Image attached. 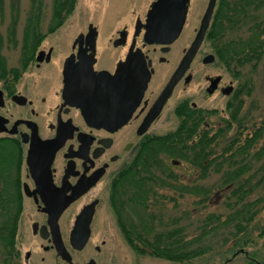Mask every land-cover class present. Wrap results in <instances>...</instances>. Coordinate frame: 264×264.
Instances as JSON below:
<instances>
[{"label":"flooded vegetation","instance_id":"af4514ba","mask_svg":"<svg viewBox=\"0 0 264 264\" xmlns=\"http://www.w3.org/2000/svg\"><path fill=\"white\" fill-rule=\"evenodd\" d=\"M152 2L142 19L137 14L133 20L120 19L106 36L105 49L97 44V27L89 21L54 34L66 17L51 30L38 29L25 42L6 41L16 47L18 61L1 63L5 56L0 54V139L13 153L10 173L0 178V189L19 198L7 264H117L105 234L94 231L100 224L101 198L105 196L106 211L112 212L109 199L120 173L146 162L151 139L166 133L151 130L161 116L178 121L197 108L187 96L178 95L177 101L173 97L196 84L197 63L209 64L202 62L209 52L200 51L205 35L180 72L192 40L175 53L170 44L178 36L169 44L147 39L145 21ZM1 43L5 40L0 37ZM203 78L208 94H224L229 86L220 75ZM167 159L148 161L162 165ZM168 161L170 166H186L182 160ZM211 172L205 179L212 180ZM159 177H165L164 170ZM89 210L87 238L76 248L71 231L78 221L79 228L85 226ZM100 228H107V223L102 221ZM79 237L75 235V243ZM238 254L252 264H264L239 247L220 264Z\"/></svg>","mask_w":264,"mask_h":264},{"label":"trees","instance_id":"16d2710c","mask_svg":"<svg viewBox=\"0 0 264 264\" xmlns=\"http://www.w3.org/2000/svg\"><path fill=\"white\" fill-rule=\"evenodd\" d=\"M74 3L75 0H52L50 24L46 29L57 27L61 18L72 11ZM263 4L264 0H218L205 34V40L212 42L215 59L231 76L243 77L226 103L227 117L209 131L201 110L191 109L179 117L173 130L151 139L149 151L144 154L146 162L120 173L117 187L112 189L110 206L125 241L136 252L175 262L190 260L204 252L197 243L200 235L186 238L184 229L177 226L175 220L171 226L163 223L159 211L172 196L158 194L157 188L172 189L180 196L197 194L200 196L198 202L202 203L210 195V189L198 182L205 179L209 170L213 175L224 168L218 178L216 194L228 212L222 220L218 215H209L202 220V228L207 223L232 224L237 232L242 231V222H249L260 208L259 203L264 201V193L259 199L249 197L254 189L249 185L252 175L244 177L250 167L241 161L257 143L264 125H245L239 119L243 98L249 97L253 88L250 74L264 54V20L258 14ZM41 6V0H30L27 11L30 15L24 25L26 39L34 38L39 29ZM232 126L237 129L236 136L228 138L226 134ZM242 129L250 132L239 144ZM162 156L185 161L190 174H179L181 179L185 178L181 182L167 163L155 165L151 162ZM253 156H261L264 160V143L254 150ZM12 157V147L0 139V178L10 173L8 165ZM162 170L164 178L159 177ZM262 170L255 184L264 179V161L259 166V171ZM18 202L15 194H3L0 189V264H7L11 256ZM233 245L234 242L229 244L227 253L233 250Z\"/></svg>","mask_w":264,"mask_h":264},{"label":"rangeland","instance_id":"374dc122","mask_svg":"<svg viewBox=\"0 0 264 264\" xmlns=\"http://www.w3.org/2000/svg\"><path fill=\"white\" fill-rule=\"evenodd\" d=\"M152 1L153 0H75L72 11L66 16L65 22L57 27V31H55L54 34L58 31L64 33L67 30L76 29L80 25L86 23V21H89L97 27V44L101 49H105L106 36L112 33L111 31L117 26L119 20L126 17H130V20H133L135 14L139 15L140 19H142L145 10ZM206 2L207 0L188 1L186 15L180 33L175 41L170 44V46L174 48L175 53L189 45L197 29ZM51 3L52 0H41V17L39 19V29L41 31H46V28L49 27ZM29 7L30 0H1L0 31L8 32V34L5 35L0 33L1 39L5 40V44H0V54L5 56L4 62L1 61V63L14 64L18 61V59H16V47L13 48L12 45L6 44V41L9 42L10 40L18 38L22 39L24 42L27 40L24 36V25L26 23V17L30 15L27 12ZM132 10L133 15L130 14ZM258 14L261 19L264 20V4L260 7ZM131 22L132 21H130V23ZM54 34H48L46 37H51ZM20 45H22L21 42ZM200 51L213 52L212 42L204 39L200 45ZM195 73H197L194 81L196 84L193 85L192 82L184 93H181V91L176 92L173 101L179 99L178 95L180 98L186 96L191 98L197 106L196 109L201 110V114L209 125L207 127L210 131L221 123L222 118L227 117V112L225 110L226 103L231 97V92L237 87L239 82L243 80V77L235 78L231 76L230 72H227L224 66L216 59H214L212 63L206 65H202L200 62L197 63L195 66ZM204 75H220L224 83L229 82V86L231 87L230 92L228 94H221L220 92H213L212 94L206 93L204 91V87L206 86V82H204L203 78ZM250 76L253 83L252 92L249 97L243 98V103L239 111V119L242 124L245 125L262 126L264 125V54ZM194 88L196 90H194ZM177 123L178 121L174 117L161 116L151 130L158 133L167 132L174 129ZM236 130L237 129L232 126L226 134L227 137L233 138L236 136ZM249 132L250 131L244 129L241 130L238 136L240 139L239 144L242 143V139L245 135H249ZM263 143L264 129L257 143L247 151V154H244V158L241 160L243 163H246V165L249 164L250 167L249 170L245 172L244 177L252 175L249 185L253 186L254 189L250 192V198L257 197V199H259L264 193V179L255 184L263 172V170L259 171V166L264 160H262L261 156L252 157L254 150L259 148ZM219 145H222V143H219ZM235 145L236 143H234V146ZM165 162L169 165L168 159ZM224 162L226 163V161ZM181 163L184 164L185 161ZM169 167L171 172L180 177L179 179L181 182L185 180V178L181 179L179 174L185 173L183 171L187 166L181 165L174 167L169 165ZM223 170L224 168L219 172H214L212 180L208 178L198 182L200 186L209 187L210 189V195L202 203L198 202V197L200 196H196L197 194H184L180 196L178 192H174L172 189H156V192L158 194L161 193L162 196H172V200L166 202V207L159 211L163 223L166 222L167 225L171 226V223L175 220L176 225L184 229L186 238H190L193 235H200L197 243L204 252L190 260L175 262L136 252L125 241L119 227L115 223L113 213L110 209L106 211V206L108 207V205L105 196L101 198L99 205V207H101L99 210L101 219L98 218L100 224L95 227L94 231L96 233L102 232L105 234L107 247L116 253L117 264H220L226 257L230 256L229 254L231 252L227 253V249L229 244H233V242V249L242 247L248 251L249 256L264 262V201L259 203L258 206L261 205L260 208H257L258 210L249 222L246 224L242 222L241 225H244L242 231L237 232L232 224L219 225L207 223L205 227L202 228V220L206 219L209 215H218L219 219L222 220L228 212L223 204L218 201L219 199H217L218 196L216 194L219 189L218 178ZM190 171L191 170L188 168V174H190ZM103 211L107 213L102 214ZM102 221L107 223V228H100ZM225 264H252V262L247 261L243 254H238Z\"/></svg>","mask_w":264,"mask_h":264},{"label":"water","instance_id":"95a60500","mask_svg":"<svg viewBox=\"0 0 264 264\" xmlns=\"http://www.w3.org/2000/svg\"><path fill=\"white\" fill-rule=\"evenodd\" d=\"M188 0H155L152 2L150 9L146 15V23H145V36L150 42L169 44L171 43L180 33L182 28L186 9H187ZM215 0H208L204 11L201 15L199 25L197 31L190 43L189 49L184 55L181 64L178 68V71H182L186 64L188 63L190 57L199 47L205 32L207 30L210 16L213 12ZM214 60V55L212 53L205 54L202 58L203 63H211ZM175 76L172 77V79ZM218 76L215 77L213 84L207 89V92H211L213 86H215V82ZM231 90L230 86H227L222 92L224 94H228ZM2 120L0 118V124ZM90 210L88 212V217L85 222V226L79 228L78 223L76 224V228L71 231V242L73 246L76 248H80L88 234V220L90 216ZM79 234V241L77 243L74 242L75 235Z\"/></svg>","mask_w":264,"mask_h":264}]
</instances>
